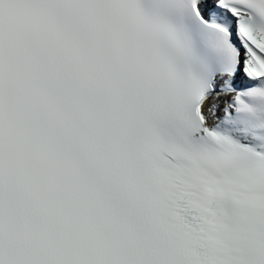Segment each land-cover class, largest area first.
<instances>
[{
	"label": "snow or ice",
	"instance_id": "obj_1",
	"mask_svg": "<svg viewBox=\"0 0 264 264\" xmlns=\"http://www.w3.org/2000/svg\"><path fill=\"white\" fill-rule=\"evenodd\" d=\"M0 264H264V0H0Z\"/></svg>",
	"mask_w": 264,
	"mask_h": 264
}]
</instances>
